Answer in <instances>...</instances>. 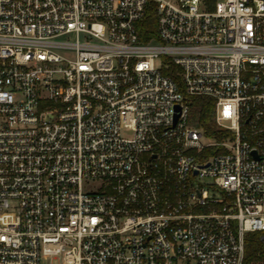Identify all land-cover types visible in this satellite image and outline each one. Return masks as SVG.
Wrapping results in <instances>:
<instances>
[{"label": "built area", "instance_id": "built-area-1", "mask_svg": "<svg viewBox=\"0 0 264 264\" xmlns=\"http://www.w3.org/2000/svg\"><path fill=\"white\" fill-rule=\"evenodd\" d=\"M193 97L228 135L192 123ZM247 232L264 0H0V264H245Z\"/></svg>", "mask_w": 264, "mask_h": 264}, {"label": "trees", "instance_id": "trees-1", "mask_svg": "<svg viewBox=\"0 0 264 264\" xmlns=\"http://www.w3.org/2000/svg\"><path fill=\"white\" fill-rule=\"evenodd\" d=\"M155 17L152 10H148L139 28L141 37L149 39L154 32ZM214 103L205 97L191 99L190 116L192 123L202 130L206 137L221 140L228 135V131L218 128L213 121ZM245 264H264V232H247L244 235Z\"/></svg>", "mask_w": 264, "mask_h": 264}, {"label": "rangeland", "instance_id": "rangeland-1", "mask_svg": "<svg viewBox=\"0 0 264 264\" xmlns=\"http://www.w3.org/2000/svg\"><path fill=\"white\" fill-rule=\"evenodd\" d=\"M62 39H64V40H73L74 37L73 36H69L67 38H62ZM155 64H156V66H158L160 64V61L156 60ZM208 141H209V139H203L202 140V142H208ZM197 180H199L204 185L207 184L208 181H209L208 178H199V179L197 178ZM51 262H52V264H56L55 261H51ZM49 263H50L49 260H44V261L41 262V264H49ZM175 264H195V262L193 260H189V259H183V260L180 259V260H177L175 262Z\"/></svg>", "mask_w": 264, "mask_h": 264}]
</instances>
